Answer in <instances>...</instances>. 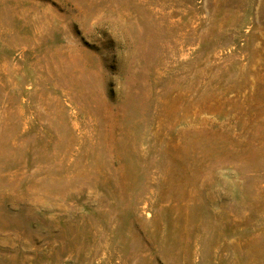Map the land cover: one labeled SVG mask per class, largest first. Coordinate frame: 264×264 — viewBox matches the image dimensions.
<instances>
[{
	"label": "rangeland",
	"instance_id": "1",
	"mask_svg": "<svg viewBox=\"0 0 264 264\" xmlns=\"http://www.w3.org/2000/svg\"><path fill=\"white\" fill-rule=\"evenodd\" d=\"M0 264H264V0H0Z\"/></svg>",
	"mask_w": 264,
	"mask_h": 264
}]
</instances>
